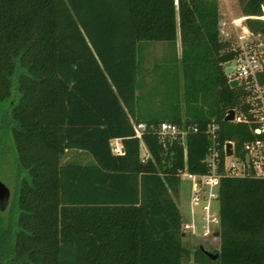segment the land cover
<instances>
[{
	"label": "trees",
	"instance_id": "obj_1",
	"mask_svg": "<svg viewBox=\"0 0 264 264\" xmlns=\"http://www.w3.org/2000/svg\"><path fill=\"white\" fill-rule=\"evenodd\" d=\"M238 1L254 16L244 26L264 37V0ZM219 17L218 0H0V162L12 168L0 264H182L191 255L178 169L205 170L211 118L221 141L239 147L248 137L246 125L224 120L240 94L223 70L232 53ZM177 41L180 54L165 65L181 66L183 113L177 81L159 92L158 106L172 95L169 116L140 118L138 53L146 42ZM160 120L200 128L186 156L146 134L141 159L133 124ZM114 138L122 154L112 152ZM70 149L92 162L62 163ZM217 201V257L198 246L193 259L264 264V178H222Z\"/></svg>",
	"mask_w": 264,
	"mask_h": 264
},
{
	"label": "built area",
	"instance_id": "obj_2",
	"mask_svg": "<svg viewBox=\"0 0 264 264\" xmlns=\"http://www.w3.org/2000/svg\"><path fill=\"white\" fill-rule=\"evenodd\" d=\"M260 17V16H257ZM233 30L228 39V51L232 59L226 74L228 82L237 81L240 103L233 110V118L228 122L244 124L248 128V137L237 147L230 139L221 141V124L211 118L205 123L204 134L208 140L202 159L205 170L190 172L185 165L178 169L179 177H184L190 185L188 214L182 218L181 230L184 236L218 239L219 231L218 189L220 180L225 177L264 178V37L253 34L237 18L231 21ZM226 110L224 116L228 113ZM200 128L190 122L180 124L160 120L157 122L137 121L133 124V135L140 141L141 159L149 154L143 141L146 134H154L163 147L177 143L182 146L186 156V142L189 134L199 133ZM231 145V153L226 145ZM114 154H122L124 149L119 138L110 142ZM217 208L213 210L212 204ZM200 204L202 222L199 225L194 206Z\"/></svg>",
	"mask_w": 264,
	"mask_h": 264
},
{
	"label": "rangeland",
	"instance_id": "obj_3",
	"mask_svg": "<svg viewBox=\"0 0 264 264\" xmlns=\"http://www.w3.org/2000/svg\"><path fill=\"white\" fill-rule=\"evenodd\" d=\"M218 11L220 14L219 17L220 35L222 37L229 35L230 32L233 30V26L231 24V21L233 19L240 18L242 19V23H244L245 18L254 17L250 15H242L238 0H218ZM259 18L264 19V11ZM174 51L176 54L177 52L180 54V45L178 41L176 43V46H174V44L167 42H146L142 46V50L140 49L138 53L139 59L141 58L139 67L141 65H143L144 67L148 65H155L156 62L162 60L161 58L162 55L164 58H168L169 56L170 59H172ZM176 68L178 75L176 73ZM176 68L174 67V65L172 66L170 63V65H163L161 69H159V71H155V72H157L158 75H161V77H164V80L160 85L161 87L158 88V90L160 91L163 90L164 86H167L168 89L171 90V86L172 85L176 86V82L178 81V104H179L180 112L183 113V108H184L183 100H182L183 75L180 64L177 63ZM223 70L224 73L227 74L230 69L224 66ZM139 73H141V75L143 76L144 82L151 83L152 71H150L148 68L147 69L145 68V70H140ZM172 99L173 98L170 93L169 97H167V100H165L166 104L160 103L161 106H158L159 102L158 103L153 102V100L150 101L149 98L143 101L142 99H140L138 101L137 116L140 118H146L147 116H158V117L169 116L170 114L169 108L172 106L170 105ZM167 106L168 108L163 111L162 108ZM9 172H12V168H10L7 164L4 165L2 164V162H0V181L10 190V187H12V176H10ZM189 192H190L189 182L184 177H181L180 191L178 196V207L181 213H183L185 217L187 216V212L189 209L188 207ZM212 206H213V210H216L217 208L216 203H213ZM194 209L198 224L200 225L202 222L201 219L202 211L200 209V204L195 205ZM3 210H5V208ZM3 210H0V216L2 217L6 216V212H4ZM182 241L183 244L191 252V255L187 257L182 262V264H202L193 259L192 252L194 251V249L198 246L200 247L202 246L206 250L210 251V249L215 248L217 244V241L210 237L200 238V237H191L188 235L183 236ZM205 264H212V263H205Z\"/></svg>",
	"mask_w": 264,
	"mask_h": 264
},
{
	"label": "crops",
	"instance_id": "obj_4",
	"mask_svg": "<svg viewBox=\"0 0 264 264\" xmlns=\"http://www.w3.org/2000/svg\"><path fill=\"white\" fill-rule=\"evenodd\" d=\"M177 55L179 56L178 52H177ZM161 58L162 60L156 62L155 65H148L146 67H144L143 65L140 66V70H145V68L146 69L148 68L150 71H152L151 83L144 82L143 76L141 75V73H139L140 70H138L136 92L138 95L144 94L143 100H147V98H149L150 101L153 100V102H157V103L159 102V92L161 91L158 90V88L161 87L160 85L162 83L163 77H161V75H158L157 72L155 71H159V69H161V67L165 65V60H167L166 58L163 57V55ZM141 152H142V149H141ZM62 158H63L62 163L70 162V163L87 164V163L92 162V157L87 152L82 151V150H75V149L67 150ZM181 214H182V217L185 218L183 213Z\"/></svg>",
	"mask_w": 264,
	"mask_h": 264
},
{
	"label": "water",
	"instance_id": "obj_5",
	"mask_svg": "<svg viewBox=\"0 0 264 264\" xmlns=\"http://www.w3.org/2000/svg\"><path fill=\"white\" fill-rule=\"evenodd\" d=\"M225 66H229V62H226ZM236 84L237 81L235 80L229 81V85L231 87L235 86ZM232 118H233V110L229 109L228 113L224 116V120L229 121L232 120ZM226 149L228 153H231V145L229 143H227ZM8 197H9V189L0 181V210H3L5 208L8 201ZM182 236H184L183 233ZM215 236H219V231L215 232ZM200 248L204 252V254L210 259L214 260L217 257V253H212L211 251L204 249L202 246Z\"/></svg>",
	"mask_w": 264,
	"mask_h": 264
}]
</instances>
